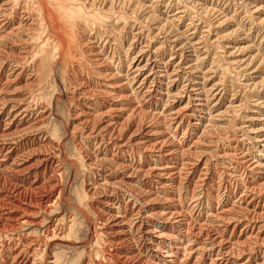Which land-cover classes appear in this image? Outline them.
Instances as JSON below:
<instances>
[{"label": "bare ground", "instance_id": "1", "mask_svg": "<svg viewBox=\"0 0 264 264\" xmlns=\"http://www.w3.org/2000/svg\"><path fill=\"white\" fill-rule=\"evenodd\" d=\"M146 1L0 0V177L9 179L0 182V253L13 255L0 264H94L65 244L66 232L77 229L75 218L61 212L74 173L81 179L77 202L96 216L105 264H264V133L255 136L256 130L253 138L239 125L245 137L237 138L231 124H222L228 113L219 111L220 93L209 80L197 84L195 74L181 87L170 60L146 76L164 64L166 47L153 51L149 43L146 52H134L142 36L134 33L138 14L155 9ZM256 11L264 13V6ZM155 16L151 23L164 14ZM165 24L160 31L174 26ZM237 30L223 36L246 45L252 38L239 41ZM173 37L175 48L188 45L185 36ZM252 47L224 53L240 78L249 73L264 89V53L250 55ZM206 58L193 55L201 68ZM212 103L218 115L207 122L203 113ZM238 107H228L232 118ZM228 130L231 136L222 138Z\"/></svg>", "mask_w": 264, "mask_h": 264}, {"label": "rangeland", "instance_id": "2", "mask_svg": "<svg viewBox=\"0 0 264 264\" xmlns=\"http://www.w3.org/2000/svg\"><path fill=\"white\" fill-rule=\"evenodd\" d=\"M151 1V2H150ZM155 1V2H154ZM158 1V2H157ZM247 1V2H246ZM154 2V3H153ZM168 2V3H167ZM245 2V3H244ZM149 3H151V5H153V8L155 7V9L154 10H156V11H154L153 9H149V11L147 10L146 12H143V13H145V14H143V13H140V14H138V21L134 24V26H136V27H134V33H135V35L136 34H142V36H141V40L140 41H138V42H136V46H135V49H134V52L136 51V54H138V53H141V52H146V49H148L147 48V45L150 43V46H151V48H153V45H154V48H153V51H155L156 49H158V48H160V47H162V45H163V50L165 51V52H163L162 53V58H164V61H163V65L161 66H159V69L157 68L156 69V71H145L146 72V76L148 77L149 75H150V77H152V74H156V73H159V72H161V71H163V68L165 67V66H167V62L169 61V63H171L172 64V66H173V68L171 69V70H177L178 72H179V74L181 75V76H183V77H179V78H177L176 80L178 81L177 83L179 84H181V87H183V86H185V84H189V80L191 79V77H193L195 74H196V77H197V81H196V83L197 84H205L204 82H205V78L206 79H208L209 81V84H210V86H214V89H215V91H217L216 93H220L219 95L221 96H219V99H220V102H219V104H220V106H219V111L220 112H224L225 110L227 111V112H225V113H228V114H224V115H226L225 117H221L222 119H224V120H222L221 119V121H222V124H223V126L225 127H228L230 124L232 125H230L229 126V128H230V130L232 131V132H234L233 134L234 135H237V138H240L241 140H243L244 139V134H243V132H241L240 133V131H238V130H240L239 128H241V127H247L248 128V130H251L252 131V133H253V135H252V137L254 138L256 135L257 136H259V135H262L261 134V132L262 133H264V126H262L261 125V123H259V121L261 122L262 120H260V119H264V117L263 118H260V116H258V115H260V114H258L259 113V107H261V103H263L264 102V89H262V88H259V87H256L254 84H256L255 82L256 81H253V80H251L250 79V76H249V73H245L244 74V76H246V78L243 76V75H240L241 76V78L237 75V71H235V69H233V68H230L229 67V64H230V61H228V56L224 53V52H226V50H227V52H229V53H231V52H234L233 51V47H235V46H237V49H239L240 47L241 48H243V47H245V46H249V45H252L253 47L252 48H254L253 50H254V52H253V50L252 51H250L249 53H250V55H257L258 53V50H259V52H261V54L262 53H264V52H262V50L264 51V46L263 45H261L262 43V40L264 39V26H262L261 25V27H260V23H261V19H263L264 18V13H262V12H257L256 10H257V8H260V7H262V6H264V0H147L146 1V4H148V6L149 7H151V5L149 4ZM161 3V4H160ZM168 5H170V4H174V5H177V6H174V5H172V8H170L169 10H167V4ZM192 3V4H191ZM255 3H256V5H255ZM154 4H156V5H154ZM160 4V5H159ZM163 4V5H162ZM166 4V5H165ZM248 4V5H247ZM250 4V5H249ZM141 5V4H140ZM255 5V6H254ZM259 5V6H258ZM143 6V5H142ZM160 6V7H159ZM157 7V8H156ZM182 7V8H181ZM179 8V9H178ZM184 8H186V9H184ZM209 8V9H208ZM250 8V9H249ZM211 9V10H210ZM254 9H256V10H254ZM152 10V11H151ZM259 10V9H258ZM181 12V14H180V12ZM253 11V12H252ZM153 12H155V13H153ZM254 12L256 13V14H258V15H256V14H254ZM146 13H148V14H146ZM153 15H152V14ZM167 13V14H166ZM186 13V14H185ZM151 14V15H150ZM162 14H164V16H162V17H159L160 19H162L161 20V22H163V23H161L160 22V19L158 18V16H161ZM166 14V15H165ZM139 15H140V17H139ZM154 15H156L157 16V18H158V20H155V21H153L154 23H151L152 22V20H151V16H154ZM168 15V16H167ZM186 15V16H185ZM204 15H205V17H204ZM155 16V17H156ZM166 16V17H165ZM174 16V17H173ZM178 16H180V17H178ZM188 16V17H187ZM147 17H149V18H147ZM168 17V18H167ZM233 17H234V19H233ZM140 18V19H139ZM165 18H167V19H165ZM174 20H173V19ZM182 18V19H181ZM184 18V19H183ZM231 18H232V20H231ZM253 18H255V19H253ZM257 18V19H256ZM260 18V19H259ZM142 19V20H141ZM147 19H149V20H151V21H149V20H147ZM141 20V21H140ZM143 20H144V23H142L143 22ZM166 20L168 21V22H166ZM171 20V21H170ZM182 20V21H181ZM203 20V21H202ZM230 20V21H229ZM259 20V21H258ZM147 21L149 22V23H147ZM177 21V22H176ZM180 21V22H179ZM186 21V22H185ZM223 22V25L221 24L220 25V23H222ZM227 21H229L228 23H227ZM252 21V22H251ZM146 22V23H145ZM171 23L172 22V24H174V26H172L171 25V27L170 26H168V29H169V31H168V29H166V31H167V33H166V31H160V29H164V28H162V26L164 27V25H161V24H165V25H170V24H167V23ZM174 22V23H173ZM218 22H220V23H218ZM253 22H254V24H253ZM257 22V23H256ZM150 23H151V26H150ZM159 23V24H158ZM161 23V24H160ZM178 23H180V24H178ZM214 23V24H213ZM216 23V24H215ZM226 23H227V25H226ZM138 26H137V25ZM148 26H147V25ZM178 24V25H177ZM194 24V25H193ZM255 24L257 25V26H255ZM147 26V28L145 27V26ZM159 25V26H158ZM192 25V26H191ZM213 25H214V27L216 26V28L217 29H219L221 26L223 27H221L220 28V30L218 31V32H220L219 33V35L221 36H216L217 34H218V32H216L215 30H216V28H214L213 30H214V32H212V34L210 35L209 33H208V29H209V27L211 28V26L213 27ZM218 25V26H217ZM259 25V26H258ZM154 26V27H153ZM158 26V27H157ZM195 26H199V27H197L196 29H195ZM204 28H203V27ZM177 27V28H176ZM188 27V28H187ZM200 27H201V29H200ZM150 29V31H148L149 29ZM159 30H158V29ZM174 28H176L175 29V33H173V32H170L172 29ZM185 28H187V29H185ZM192 28H194L196 31H191V32H189L188 30H190V29H192ZM230 28V29H229ZM237 28H238V30H237ZM257 28V29H256ZM262 28V29H261ZM140 29V30H139ZM154 29V30H153ZM177 29H178V31H177ZM198 29V30H197ZM207 29V30H206ZM259 29H261V30H259ZM143 30H144V32H143ZM152 30V31H151ZM236 30L238 31V35L239 36H241V37H239V41H243V40H246L247 39V37L249 36V37H251L252 39H250V41H247V44L246 45H243V44H241V45H238V43L236 42V38L232 35V38L230 39V38H227L226 37V39H229V40H226L225 39V37L224 36H227V34H232L234 31L236 32ZM256 30V31H255ZM203 31V32H202ZM224 31V32H223ZM227 31V32H226ZM233 31V32H232ZM145 32H147V33H145ZM150 32V33H149ZM156 32V33H155ZM170 33V35L172 36V37H170L169 38V36L167 37V35L166 34H168L169 35V33ZM178 33V35H177V33ZM180 32H181V34H180ZM183 32V33H182ZM232 32V33H231ZM263 32V33H262ZM145 33V34H144ZM154 33V34H153ZM159 33V34H158ZM161 33H163V34H161ZM189 35H188V34ZM193 33H195V35L193 34ZM224 33V34H223ZM140 34V35H141ZM150 34V35H149ZM156 34V35H155ZM158 34V35H157ZM161 34V35H160ZM175 34H176V36H178V37H181V35H183V36H185L184 38H186L187 39V42H186V45L189 47L190 46V48H188L187 46H185V45H180V46H176V48H175V43H171L172 41V38L174 39L175 37H173V36H175ZM180 34V35H179ZM187 34V35H186ZM191 34V35H190ZM207 34H208V37H207ZM261 34H262V36H261ZM146 37H145V36ZM154 35V36H153ZM165 35H166V37L167 38H169L168 40L166 39V37H165ZM197 35V36H196ZM224 35V36H223ZM157 36H158V38H157ZM160 36V37H159ZM189 36V37H188ZM223 36V37H222ZM256 36V37H255ZM151 39V40H149V38ZM200 37H201V39H200ZM203 37V38H202ZM210 37V38H209ZM218 37H220V39L222 40V38H223V42H221L222 44H218L216 41H217V38ZM254 37V38H253ZM153 38V39H152ZM192 38V39H191ZM199 38V39H198ZM208 38V39H207ZM171 39V40H170ZM191 40L192 41V45H191V42L189 43V40ZM196 39V40H195ZM226 41H225V40ZM233 39V40H232ZM146 40V41H145ZM153 40H155V41H153ZM158 40V41H157ZM170 40V41H169ZM195 40V41H194ZM231 40V41H230ZM238 40V39H237ZM149 41V42H148ZM194 41V42H193ZM209 43H208V42ZM233 41V42H232ZM148 42V43H147ZM152 42V43H151ZM162 42V43H161ZM169 42V43H168ZM203 43V44H198L197 45V43ZM230 42V43H229ZM232 42V43H231ZM145 43V44H144ZM165 43V44H164ZM227 43H228V45H227ZM242 43V42H241ZM141 44V45H140ZM184 44H185V42H184ZM218 44V45H217ZM226 46H225V45ZM157 45V46H156ZM160 45V46H159ZM213 45V46H212ZM128 46V45H127ZM145 46V47H144ZM195 46V47H194ZM224 46V47H223ZM230 48H229V47ZM149 47V46H148ZM171 47V48H170ZM174 47V48H173ZM180 47V48H179ZM184 47V48H183ZM219 47H221V48H219ZM222 47H223V49H222ZM227 47V48H226ZM232 47V48H231ZM128 47H126V49H127ZM140 48V49H139ZM186 48V49H185ZM188 48V49H187ZM196 48V49H195ZM229 48V49H228ZM139 49V50H138ZM180 49V50H179ZM197 49H199V50H197ZM168 50V51H167ZM177 52H176V51ZM191 51V53H190V51ZM192 50H193V52H192ZM194 50H195V52H194ZM197 50V51H196ZM203 50V51H202ZM225 50V51H224ZM174 51V52H173ZM189 53H188V52ZM168 52V53H167ZM171 52V53H170ZM173 52V53H172ZM184 52V53H183ZM203 52V53H202ZM207 52V53H206ZM253 52V53H252ZM165 53V54H164ZM170 53V54H169ZM176 53V54H175ZM179 54V56H178V54ZM192 53H193V55L195 56H197L198 54H200V55H202V56H205V57H207L206 58V64H205V66H202V68L201 67H198L197 66V64H195V62L193 61V55H192ZM221 53V54H220ZM176 55V57H175V55ZM245 54H248V53H245ZM245 54H243V55H245ZM169 55V56H168ZM182 55V56H181ZM224 55V56H223ZM135 56V55H134ZM172 56V57H171ZM188 56V57H187ZM191 56V57H190ZM211 56V57H210ZM247 56H249V55H247ZM183 57H184V60H182L183 59ZM160 58V57H159ZM158 58V59H159ZM177 58V59H176ZM180 58V59H179ZM202 58H204V57H202ZM188 61H187V60ZM178 60V61H177ZM172 61V62H171ZM193 63H192V62ZM180 62V63H179ZM178 63V64H177ZM188 63V64H187ZM166 64V65H165ZM187 64V65H186ZM190 64V65H189ZM178 65V66H177ZM184 65V66H183ZM214 65V66H213ZM175 66V67H174ZM181 66H183V67H181ZM181 67V68H180ZM185 67V68H184ZM196 67V68H195ZM198 67V68H197ZM212 67V69H210ZM229 69V70H225V69ZM190 69V70H189ZM197 69H199L198 70V72L197 71H195V70H197ZM223 69V70H222ZM230 69H231V71H230ZM184 70V71H183ZM208 70V71H207ZM213 70V71H212ZM191 71V72H190ZM194 71V72H193ZM206 71V72H205ZM144 72V73H145ZM150 72H151V74H150ZM154 72V73H153ZM189 72V73H188ZM200 72H202L203 73V75H201L202 73H200ZM233 72V73H232ZM236 72V73H235ZM185 73V74H184ZM198 73V74H197ZM209 75H208V74ZM211 73V74H210ZM182 74H184V75H182ZM189 74V75H188ZM224 74V75H223ZM248 74V75H247ZM188 77H187V76ZM205 75H208V76H205ZM204 76V77H203ZM187 77V78H186ZM204 79H202V78ZM210 77V78H209ZM249 77V78H248ZM257 79H259V77L260 76H258V75H254V79L255 80H257ZM181 78V79H180ZM185 78V79H184ZM243 78V79H242ZM184 79V80H183ZM247 79H249V80H247ZM188 80V81H187ZM211 80H213V81H211ZM221 80V81H220ZM224 80V81H223ZM151 81H153V80H151ZM150 81V82H151ZM170 81H172V80H169L168 79V81H167V83L168 82H170ZM187 81V82H186ZM242 81V82H241ZM248 81V82H247ZM250 81V82H249ZM182 82V83H181ZM246 82V83H245ZM250 83V84H249ZM254 83V84H253ZM213 84H215V85H213ZM242 84H249V89H247V90H245V92H242V89H243V87H242ZM235 85V86H234ZM239 85H241V86H239ZM252 85V86H251ZM208 87L207 89H209V88H211V87ZM253 88H251V87ZM255 86V87H254ZM240 88V89H239ZM255 88H257V89H255ZM237 89V90H236ZM224 90V91H223ZM255 90V91H254ZM257 90V91H256ZM263 90V91H262ZM230 91H232V92H230ZM244 91V90H243ZM248 91V92H247ZM224 93V94H222V93ZM236 92V93H235ZM253 92V93H252ZM227 93V94H226ZM236 94V95H235ZM208 95V96H207ZM206 96L208 97V98H210V93L209 94H207ZM223 95V96H222ZM225 95V96H224ZM229 95V96H228ZM232 96V97H231ZM234 96V97H233ZM246 97V98H245ZM226 100H225V99ZM243 98V99H242ZM224 99V100H223ZM238 99V100H237ZM241 100V101H240ZM260 100V101H259ZM226 101V102H225ZM248 101V102H247ZM230 102V103H229ZM228 103V104H227ZM234 103V107H236V106H239L237 109V111H238V114H237V119L238 120H236V118H232L233 116V114H231V112H229V108H230V106L232 105ZM235 103H236V105H235ZM242 103V104H241ZM259 104V105H258ZM264 104V103H263ZM214 105V106H213ZM223 105V106H222ZM230 105V106H229ZM229 108H228V107ZM264 106V105H263ZM214 107H215V103H212V105H210L209 106V108H208V110L206 109L205 111H204V113H203V117L205 118V120L207 121V119L208 118H210V117H216L218 114H217V112H215V109H214ZM241 107H242V109H241ZM248 107V108H247ZM64 109V107H63V105H62V103H58V104H56V109H57V112H63L64 110H62V109ZM224 108V109H223ZM61 109V110H60ZM211 109H213V110H211ZM222 109V110H221ZM247 109V110H246ZM241 110V111H240ZM245 110V111H244ZM249 110V111H248ZM209 113H208V112ZM244 112V113H243ZM207 113V114H206ZM212 113V114H211ZM214 113V114H213ZM242 115H241V114ZM231 114V115H230ZM245 114V116H250L251 118H253V120H255V121H258L257 123L256 122H252V121H249V120H247V124L246 125H243V124H240V123H243V120L242 119H240V117L241 116H243ZM240 115V116H239ZM262 115H264V114H262ZM208 116H210V117H208ZM228 116V117H227ZM258 116V117H257ZM212 118H210L207 122H209L210 120L212 121L213 119ZM226 118V119H225ZM229 120H228V119ZM232 119V120H231ZM241 121H240V120ZM235 120V121H234ZM264 121V120H263ZM229 122V123H228ZM231 122V123H230ZM238 122V123H237ZM233 124H236V126L234 125L233 126ZM239 125H240V127H239ZM243 125V126H242ZM249 126V127H248ZM251 126V127H250ZM236 127H237V129H236ZM239 127V128H238ZM232 128H234V129H232ZM233 130H236V131H233ZM256 130H257V132H256ZM242 131H243V128H242ZM256 132V133H255ZM239 133H240V135H239ZM254 133H255V136H254ZM258 133V134H257ZM228 136H231V134H230V132H229V130L227 131V134L226 135H224L222 138H224V139H227V138H229ZM239 136V137H238ZM227 137V138H226ZM239 139V140H240ZM240 140V141H241ZM244 141V140H243ZM242 141V142H243ZM244 144H248V141L246 142H244ZM63 151H66L65 152V155L67 156V157H69V154H68V152H67V148L64 146L63 147ZM59 166H60V163L58 164ZM61 165H63V164H61ZM74 175V176H73ZM73 175H71L69 178H68V181H67V184H68V189H67V192L68 193H66L65 195H64V197L62 196V199H63V201L61 200V212H62V216H66V217H68V218H72V219H74L75 218V222H76V227L75 228H77V229H75L74 230V234H73V232H71L74 236L76 235V236H78L79 237V240H77V238L78 237H76V239H75V237H73V236H71L72 234H69V232L70 231H67L66 232V235H67V239H65V241H66V243H65V241H64V243L66 244V245H69V247L71 248L68 252L70 253L71 251H72V249H78V251H76V252H79V256H77V257H79L80 258V256H83L84 258L85 257H89L90 258V260H92V262L95 264H100V263H104L105 264V262H104V260H103V256H101L102 255V252H98V251H100V247H96V246H100L99 244H97V241H98V239H96V238H98L99 236L97 235V232L95 231V229H98V228H96V227H98L96 224H97V221H96V216H94V213H91V211L90 210H88L86 207H82L83 205L82 204H80V203H78L77 201H78V198H77V195H75L76 194V188L77 187H79V185H80V181H81V179L80 178H76V173H74ZM33 177H32V175H31V179H32ZM71 178V179H70ZM2 179V180H1ZM4 179H6V181L4 180ZM9 181V179L7 180V177H6V175L3 177V176H1L0 177V182H3V183H5V182H8ZM79 184V185H78ZM0 202H2V201H4V196H3V185L0 183ZM78 185V186H77ZM77 186V187H76ZM76 187V188H75ZM75 189V190H74ZM76 196L75 198H74V196ZM3 199V200H2ZM2 200V201H1ZM67 202H66V201ZM96 201H99L100 202V200H99V198L96 200ZM2 203H4V202H2ZM78 204V205H77ZM82 205V206H81ZM75 206V207H74ZM80 206V207H79ZM81 208H84V209H81ZM78 209L81 211V213L79 214V217L77 218V217H75L76 215V213L78 212ZM90 211V212H89ZM60 212V213H61ZM86 212V213H85ZM64 213H65V215H64ZM84 214V215H83ZM84 221H83V220ZM79 220V221H78ZM78 222H80V223H78ZM42 226V225H41ZM79 226H82V227H79ZM78 227H79V229H78ZM44 227L42 226L41 227V229H40V231H41V234L44 232V230H45V228L43 229ZM75 232H78V233H76L75 234ZM94 232H96V234L94 233ZM73 237V238H71V237ZM95 236H96V238H95ZM69 237V238H68ZM139 237V236H138ZM72 239H74V240H72ZM96 243H95V242ZM102 243L103 241H102V239H101V241L99 240V243ZM100 243V244H101ZM97 244V245H96ZM95 245V246H94ZM102 246V245H101ZM92 247V248H91ZM54 248V246L51 248V253L53 254L54 253V251H55V249H53ZM98 249V250H97ZM94 250V251H93ZM95 250H97V253H96V251ZM82 251H84V252H82ZM86 251V252H85ZM9 252V253H8ZM8 252H6V253H0L1 255H3V256H1L0 258L2 259H0V263H2V262H4V259H5V257H9V258H11L12 259V257H13V255H12V253H10V251H8ZM12 252V251H11ZM67 252V253H68ZM81 253V254H80ZM95 253V254H94ZM8 254V255H7ZM51 254V255H52ZM89 254H90V256H89ZM100 254V255H99ZM92 256V257H91ZM100 256H101V258H100ZM11 262V261H10ZM102 263V264H103Z\"/></svg>", "mask_w": 264, "mask_h": 264}]
</instances>
